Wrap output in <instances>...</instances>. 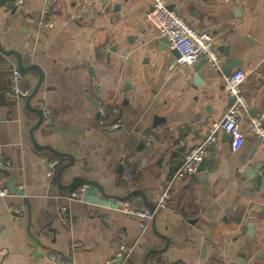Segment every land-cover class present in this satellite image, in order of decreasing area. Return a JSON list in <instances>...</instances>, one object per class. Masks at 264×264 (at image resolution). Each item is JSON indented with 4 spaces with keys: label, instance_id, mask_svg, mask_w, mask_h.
Segmentation results:
<instances>
[{
    "label": "crops",
    "instance_id": "0c3cea01",
    "mask_svg": "<svg viewBox=\"0 0 264 264\" xmlns=\"http://www.w3.org/2000/svg\"><path fill=\"white\" fill-rule=\"evenodd\" d=\"M80 1L57 0L53 28L38 22L44 0L0 8L2 46L20 52L25 65H39L45 74L31 103L46 102L52 120L36 131V140L73 157H60L61 162L31 143L29 129L38 116L25 108L26 100L7 94L17 65L0 54V154L12 164L7 174L0 170V188L7 190L10 179L24 193L7 190L0 197V264H54L49 253L73 264H106L121 232L133 251L116 264H146L149 251L166 245L159 235L169 246L150 254L148 264H264V180L247 173L251 164L264 163V141L248 131L251 119L264 114V0H167L197 31L215 37L221 68L202 61L197 71V65H178L147 21L153 0H115L110 10L81 21L74 17ZM228 57L241 63L232 72L248 73L243 93L249 108L240 123L245 141L234 152L225 133L217 132L205 170L174 181L186 154L204 143L232 104L223 70ZM25 78L32 92L38 73ZM100 102L118 106L122 128H99ZM146 133L158 143H145ZM141 142L152 149H142ZM125 155L142 166L131 185L122 177ZM54 159L60 166L73 163L63 171L65 185L80 177L119 199L142 191L154 207L167 194L177 215L159 210L143 231L138 219L122 210L148 209L140 195L108 199L76 183L69 192L79 198L73 199L59 190L56 173L48 175ZM62 206L68 207L69 226ZM193 214L198 217L186 219Z\"/></svg>",
    "mask_w": 264,
    "mask_h": 264
},
{
    "label": "built area",
    "instance_id": "2783aa9c",
    "mask_svg": "<svg viewBox=\"0 0 264 264\" xmlns=\"http://www.w3.org/2000/svg\"><path fill=\"white\" fill-rule=\"evenodd\" d=\"M20 4L22 0H15ZM233 1V0H227ZM115 0H81L75 8L74 17L78 20L94 19L100 13L106 12L112 8ZM57 0H44V6L38 20L39 24L46 28L55 27L58 15L55 9ZM26 21L33 22V19L26 18ZM147 21L158 31L160 37H165L169 48L176 50L180 57L176 60L180 66H195L201 61H206L211 67L220 69L222 57L219 54L215 37L206 31H197L188 21L181 17L176 11L170 10L167 0H153L152 8L147 14ZM248 77V73L237 69L226 79L225 92L228 98L233 99L223 118L215 123L209 130V135L202 145L190 150L184 157V161L174 175V181L184 179L196 173L199 164L206 160L211 149L217 143L216 133L221 132L230 134L232 137L231 149L238 151L246 138L240 123L244 120V110L249 108V102L243 93V86ZM31 93L28 88L25 75H22L17 68H12L10 84L7 94L17 101H25ZM37 107L42 110L44 124H49L52 120L51 111L44 101L37 102ZM99 114L98 125L102 130L115 131L123 127V120L120 116V109L115 106L111 109L106 103L100 102L97 107ZM248 131L251 135L264 141V114L254 116L248 123ZM142 140L148 144L158 143L157 137L153 133H146ZM60 166L59 160L54 159L48 163L49 176L56 173ZM122 177L124 181L131 185L136 181L142 166L132 155H125L121 160ZM12 168L9 160L0 154V170L8 172ZM83 187V191L86 189ZM6 189L0 188V197H6ZM72 198H79L78 192H73ZM167 194L160 196L154 211L139 208H122L123 212L133 218L138 219L143 231L150 228L151 223L159 210H168L176 214V209L168 204ZM60 214L66 226L70 224L68 207L62 206ZM93 214V213H92ZM177 215V214H176ZM198 215L193 214L186 217L187 220L196 219ZM133 251V247L126 243L124 232L119 234V239L112 243V257L106 264H116L128 257ZM49 260L54 264H73L70 260L64 259L61 255L49 253Z\"/></svg>",
    "mask_w": 264,
    "mask_h": 264
},
{
    "label": "water",
    "instance_id": "95a60500",
    "mask_svg": "<svg viewBox=\"0 0 264 264\" xmlns=\"http://www.w3.org/2000/svg\"><path fill=\"white\" fill-rule=\"evenodd\" d=\"M14 2H15V0H0V8H13ZM169 9L173 10V7H169ZM162 42L165 44H168V41L165 37L162 38ZM223 50H225V56H229L228 49L220 48V51H222V53H223ZM172 53L176 59H178L180 57L179 53L176 50H173ZM0 54L5 56V57H13L16 60L17 70L22 75H27L31 71H36L38 73V76H39L38 82H37L36 86L34 87V89L32 90L30 96L25 101V108L28 111L33 112L38 116L36 123L29 129V137H30L31 143L34 145L35 148H37L39 150L51 152L56 158L70 157L73 159V157L71 155H66L64 153H61V152L55 150L54 148H52L51 146H48V145H40L36 140L35 133L37 130H39L43 126L44 116H43L42 110L39 109L38 107H34L31 103V101L35 97V95L38 93V91L40 90L42 83L44 81L45 74H44V71L42 70V68L36 64L25 65L24 61H23L24 59H23L22 54L16 50H6L2 46L1 41H0ZM203 62H206V61H203ZM240 64H241L240 62L235 61V60L228 57L226 59V62L224 63V67H223V70L225 72V76L229 77L232 74L233 69L239 68ZM199 66L200 65L196 66V71H197ZM232 102H233V99H231V103ZM154 126H156V120L154 122ZM224 137H227L229 139V141L232 143V137L230 136V134H224ZM139 145L142 149H145V148H147V149L151 148L152 149V146H147L144 142H141ZM72 165H73V163L59 166L56 170V176H55L59 190L61 192L68 193L69 197L72 198V195L69 191L76 186V183H83L86 186L94 187L97 191H99V193L103 197L108 198V199L127 201L129 198H131L134 195H140L143 199V202H144L146 208H148L151 211H154V208H155L154 204L151 201H149V199L146 197L145 193L142 191H135L133 193H130L127 197L119 199V197L106 194L104 189L95 181H88V180H85V179L80 178V177H75L70 184H68V185L63 184L62 183L63 171H65L66 169H68ZM205 167H206V160H203L199 164V166L196 170V173L203 172L205 170ZM5 173L7 174V172H5ZM247 173L256 181L262 182V180H264V163H262L261 165L251 164L249 166V168L247 169ZM7 190L12 194L18 193L20 196H23V194H24L22 190L18 191L17 189H15V187L12 185L10 179L8 180V189ZM254 217H256V213H255ZM253 226H254V224L252 223L250 228L252 229ZM153 229H154V227H153ZM159 236L166 241V245L163 249H160V250L152 249L151 251H149V253L146 257V264H148L147 259H148V256L150 254L161 253V252L165 251L169 246V239L163 235H159Z\"/></svg>",
    "mask_w": 264,
    "mask_h": 264
},
{
    "label": "trees",
    "instance_id": "16d2710c",
    "mask_svg": "<svg viewBox=\"0 0 264 264\" xmlns=\"http://www.w3.org/2000/svg\"><path fill=\"white\" fill-rule=\"evenodd\" d=\"M60 159V161L62 162L63 161V158H59ZM55 179V178H54ZM54 184H55V182H54Z\"/></svg>",
    "mask_w": 264,
    "mask_h": 264
}]
</instances>
